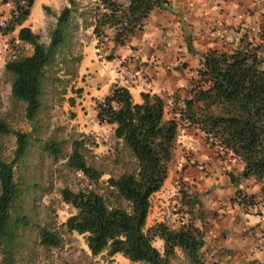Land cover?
<instances>
[{
	"label": "trees",
	"instance_id": "obj_1",
	"mask_svg": "<svg viewBox=\"0 0 264 264\" xmlns=\"http://www.w3.org/2000/svg\"><path fill=\"white\" fill-rule=\"evenodd\" d=\"M36 0H0L9 4L8 18L0 21V34H13L12 42L30 45V54L8 59L4 72L11 84L14 99L25 105V118L34 121L43 107V94L56 72L80 60L72 53L73 33L91 27L98 49L110 34L114 46H126L146 28L150 13L168 5V0H93L82 5L68 0L48 31L47 43L25 25ZM47 8V7H46ZM235 41L231 49H209L200 54L196 77L192 78L182 99L176 91L169 102L152 90L141 91L136 101L126 85L113 83L108 94L95 102V121L112 126L113 134L135 160V168L117 177L105 179L115 198L108 204L93 189L60 190L62 200L75 212L62 223L69 232L85 238L93 255L106 252L121 254L134 263L170 264L180 252L191 264H208L204 247L210 226L197 195L181 192L179 216L173 223L156 221L147 225L151 196L159 191L169 172L179 127L187 126L200 133L206 143L239 158L242 169L230 177L234 194L230 198L245 213L260 214L264 208V20ZM110 53L107 58L113 57ZM51 78V79H50ZM59 80V78H57ZM77 90L76 92H79ZM65 93V91H63ZM72 100V98H70ZM169 108V109H167ZM170 113L166 117V112ZM12 133L16 148L11 160L2 154L0 143V264H18L25 229L36 227L39 244L58 247L60 234L33 223L20 209L31 196L22 172L15 166L29 149L31 133L11 129L0 119V136ZM64 140L47 141L43 150L53 158H64L66 165L81 172L90 181H98L102 172L87 163L84 140L74 139L67 154ZM241 179H253L258 194L247 193L239 186ZM124 201L126 204H121ZM215 213V212H214ZM162 241V250L154 240ZM227 258L232 257V251ZM215 256L210 264H222Z\"/></svg>",
	"mask_w": 264,
	"mask_h": 264
},
{
	"label": "rangeland",
	"instance_id": "obj_2",
	"mask_svg": "<svg viewBox=\"0 0 264 264\" xmlns=\"http://www.w3.org/2000/svg\"><path fill=\"white\" fill-rule=\"evenodd\" d=\"M78 1L85 5L93 0ZM67 4L68 0L34 2L33 17L39 22L35 29L43 42L49 41L48 31L56 14ZM9 11V4H0V21L8 18ZM263 20L264 0H168L165 8L150 13L145 30L128 45L113 47L109 34L98 49L92 28L81 25L73 33L71 50L80 60L68 64L71 72L65 71V65L60 71L52 70V81L42 97L44 105L32 122L25 118L24 103L13 98L10 80L4 72L8 59L30 54L32 47L12 42L13 34H0V119L13 130L31 133L28 152L15 166L16 175L22 172L31 193L20 210L33 223L54 229L61 236L58 247L46 248L39 244L36 227L25 229L18 264H145L130 262L121 254L93 255L83 235L62 226L75 212L62 200V188L93 189L112 204L116 200L105 179L135 168L134 158L116 140L112 126L96 123L95 102L108 94L113 83L125 84L136 101L140 100L141 88L161 94L167 103L168 95L176 91L182 99L196 77L201 53L214 48L231 49L235 41ZM110 53L114 56L107 58ZM165 116L170 113L167 111ZM74 139L84 140L87 163L102 172L98 181H90L69 168L64 158H53L43 150L47 141L64 140L63 150L67 154ZM0 143L3 157L11 160L16 148L15 135L0 136ZM241 169L238 157L209 145L193 128L180 126L168 176L162 188L151 196L147 225L176 221L182 207L181 192H188L197 195L209 212L208 244L204 247L208 264L215 256L223 257L222 264H264V208L261 207L260 214L254 210L247 214L230 199L235 191L230 177L238 176ZM239 186L247 193L258 194L253 179H241ZM154 245L162 250L161 240L156 238ZM224 250L232 251V257L227 258ZM170 264L191 262L179 252Z\"/></svg>",
	"mask_w": 264,
	"mask_h": 264
},
{
	"label": "crops",
	"instance_id": "obj_3",
	"mask_svg": "<svg viewBox=\"0 0 264 264\" xmlns=\"http://www.w3.org/2000/svg\"><path fill=\"white\" fill-rule=\"evenodd\" d=\"M34 4V3H33ZM32 9H33V5H32V8H31V12H30V15H29V17H28V19L25 21V25L26 26H29L34 32H37V33H39V30H37V29H35V28H38V26H39V22H37V18H34L33 17V12L34 11H32ZM37 22V23H36ZM17 42H19L18 40H16ZM122 85H125V84H122ZM139 88V87H138ZM142 90H140V92L141 91H146L145 89H143V88H141Z\"/></svg>",
	"mask_w": 264,
	"mask_h": 264
}]
</instances>
